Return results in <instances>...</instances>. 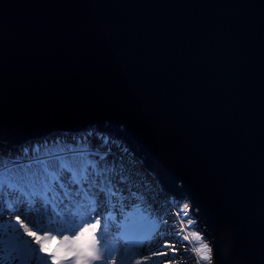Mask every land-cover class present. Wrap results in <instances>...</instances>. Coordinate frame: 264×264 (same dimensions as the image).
Instances as JSON below:
<instances>
[{"label":"water","instance_id":"water-1","mask_svg":"<svg viewBox=\"0 0 264 264\" xmlns=\"http://www.w3.org/2000/svg\"><path fill=\"white\" fill-rule=\"evenodd\" d=\"M0 128L113 136L264 260V0H0Z\"/></svg>","mask_w":264,"mask_h":264},{"label":"snow or ice","instance_id":"snow-or-ice-1","mask_svg":"<svg viewBox=\"0 0 264 264\" xmlns=\"http://www.w3.org/2000/svg\"><path fill=\"white\" fill-rule=\"evenodd\" d=\"M129 154L95 130L14 144L0 128V264H230L234 232L201 226L183 178L161 203Z\"/></svg>","mask_w":264,"mask_h":264},{"label":"rangeland","instance_id":"rangeland-1","mask_svg":"<svg viewBox=\"0 0 264 264\" xmlns=\"http://www.w3.org/2000/svg\"><path fill=\"white\" fill-rule=\"evenodd\" d=\"M89 130L98 131L96 129H89ZM98 132H101V131H98ZM102 133H104V132H102ZM71 135H78V134H71ZM105 135H107V134H105ZM109 137L111 139H115L117 141V143H119L121 145V149L123 147L128 148V146H126L125 144H122L119 139H116L113 136H109ZM93 143H96V141H93ZM128 150H129L130 154L124 157V161H125V164L127 166L128 171L132 174L133 177H135L136 180L140 181L141 183L146 184L150 190L155 191L157 193L158 200L162 203L164 201L165 197L168 195L160 194V187H159L158 182H155L151 176H149L148 174L145 173V171L141 168L138 160L135 158L133 151H131V149H129V148H128ZM113 151L116 152L117 149L114 148ZM192 230L195 231L196 229L193 228ZM166 234H167V230H166Z\"/></svg>","mask_w":264,"mask_h":264}]
</instances>
